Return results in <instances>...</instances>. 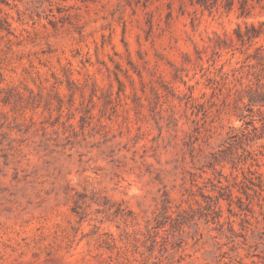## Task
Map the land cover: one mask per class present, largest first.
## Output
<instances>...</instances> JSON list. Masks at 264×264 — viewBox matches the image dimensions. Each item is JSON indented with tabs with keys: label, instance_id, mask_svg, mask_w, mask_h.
I'll use <instances>...</instances> for the list:
<instances>
[{
	"label": "rangeland",
	"instance_id": "rangeland-1",
	"mask_svg": "<svg viewBox=\"0 0 264 264\" xmlns=\"http://www.w3.org/2000/svg\"><path fill=\"white\" fill-rule=\"evenodd\" d=\"M243 21L0 0V264H261L264 134L233 114L244 56L213 48Z\"/></svg>",
	"mask_w": 264,
	"mask_h": 264
},
{
	"label": "trees",
	"instance_id": "trees-1",
	"mask_svg": "<svg viewBox=\"0 0 264 264\" xmlns=\"http://www.w3.org/2000/svg\"><path fill=\"white\" fill-rule=\"evenodd\" d=\"M189 2L208 11L218 9H223L225 12L235 11L237 17L244 20L234 28L233 38L229 41L217 40L213 48L218 50L228 48L232 54L238 52L244 56L239 68L241 71H238L241 78H246L247 81L237 91L238 98L233 114L243 121L246 127L251 126L253 132L260 131L264 134V20L247 21L256 8L263 6L264 0H189ZM214 52L218 53V51ZM238 102H241L242 106H239ZM256 120L260 122L259 126L255 125ZM243 238L246 244V237ZM257 238L258 242L254 245L252 256L261 259V264H264V230ZM258 248L260 251L256 252Z\"/></svg>",
	"mask_w": 264,
	"mask_h": 264
}]
</instances>
